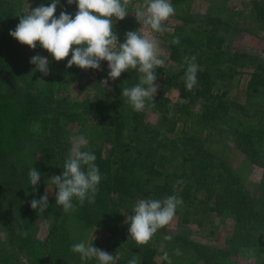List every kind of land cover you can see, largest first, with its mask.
Listing matches in <instances>:
<instances>
[{"label": "trees", "instance_id": "trees-1", "mask_svg": "<svg viewBox=\"0 0 264 264\" xmlns=\"http://www.w3.org/2000/svg\"><path fill=\"white\" fill-rule=\"evenodd\" d=\"M30 1L33 9L51 3V0ZM193 2L170 0L175 15L169 18L172 24L163 32L161 40L168 45L171 69L164 66L155 69L157 78L176 88L181 100L177 102L159 95L154 106L147 102L144 111H135L129 103H123L127 99L122 90L140 83L143 74L129 69L114 80L112 91H100L95 95L91 115L80 119L73 132L76 137L83 135L86 138L87 146L82 150L96 156L94 163L99 168L101 181L93 203L86 199L80 204L74 198L75 211L68 213L111 233L109 245L113 251L109 254L114 256L112 264H128L134 257L138 264H167L158 261L159 250L153 237L147 245H138L130 238V224L125 223V214L132 215L134 205L142 199L163 200L175 195L183 201L181 218L198 227L208 225L214 215L227 212L249 236L253 227L264 231V203L260 204L250 195L238 174L205 147L206 133L231 130L237 135L241 152L254 164L261 163L264 64L246 52L226 50L223 46L225 21L212 16H193L189 12ZM133 3L134 0L128 11ZM9 10L14 11L13 6ZM62 10L74 18L78 8L76 4L68 5L67 0H60L54 15L59 17ZM5 20L9 28L0 25V42L4 44L0 48V223L7 232V243L13 244L27 229L26 217L29 218V204L34 197L28 173L33 167L38 169V162L31 161L21 150L20 140L15 139L17 129L7 115L14 121L15 116L22 120L21 130L32 120L50 123L53 155H56L53 176L61 175L70 154L66 147L69 141L62 133L68 132L66 127L77 119L79 106L62 92L76 79L81 68L76 65L66 67L71 51L64 60L56 61L37 42L34 52L45 54L52 62L51 88L53 94H60L58 106L52 107V94L45 102L30 91L20 97L14 71L17 66L25 67L23 63L33 51L11 35L9 37L7 30L13 29V12L0 11V23ZM121 23L122 20H118L113 26L119 36H123ZM174 37H179L178 45L170 43ZM123 42L124 38L121 39ZM186 56H195L199 66L197 84L191 91L186 89L183 79L188 67L184 61ZM242 68L249 71L246 103L229 99L220 89L214 92L218 80L231 78ZM47 102L48 111L45 112L50 117L42 114ZM153 115L157 120L152 119ZM179 121L185 126L180 130L177 129ZM51 186L53 192L49 201L55 195V188ZM37 189L36 195L40 198L45 190L41 185ZM194 247L202 256L208 249L200 244ZM203 259L206 258L203 256ZM86 264H99V261L91 258Z\"/></svg>", "mask_w": 264, "mask_h": 264}, {"label": "rangeland", "instance_id": "rangeland-1", "mask_svg": "<svg viewBox=\"0 0 264 264\" xmlns=\"http://www.w3.org/2000/svg\"><path fill=\"white\" fill-rule=\"evenodd\" d=\"M143 4L144 0H134L131 10L121 23L124 27L123 36L113 31L119 43L122 38L125 41V34L129 31H137L139 35L150 39L155 38L159 42L158 58L164 61V67L171 69L172 62L169 59L168 45L161 40L163 33L154 32L150 26H144L135 17L136 10ZM12 6L14 11L9 10ZM32 10L33 2L30 0H0V11L13 12L14 16L13 29L7 30V33L16 29L20 22V15L28 14ZM189 12L193 16L221 18L226 23L224 48L230 51L246 52L256 56V60L264 64V0H194ZM1 24L9 28L7 20ZM171 24V19L163 22L166 29ZM1 45L4 44L0 42V48ZM31 50L33 53L23 63L25 67L17 66L14 71V80L18 85L20 97L30 91L45 102L52 94L50 103H54L52 107L58 106L60 94H53L51 88L53 84L52 62L45 54ZM35 55L48 59L50 69L48 76H44L35 69V65L30 63V59ZM108 72L109 70L80 69L76 79L67 84V88L62 92L70 100L79 103L76 109L77 119L66 127L65 130L68 132L62 133L69 141V145L66 146L69 152L73 138L76 137L73 132L77 129L80 119H87L91 115L95 95L100 91L107 93L112 91L114 80L108 77ZM248 76V69L242 68L231 78L218 80L213 87L214 92L220 89L229 99L246 103L245 86ZM155 83L159 85V88L154 100L159 95L168 96L177 102L181 100L177 89L173 86L162 83L158 78ZM123 103L128 102L123 100ZM48 105L49 102L45 103L42 108L44 110L42 114L45 117H50L45 112L48 111L46 110ZM9 117L10 115H7L13 127L17 129L15 139L20 140L21 150L31 161L38 162L36 168L38 167L37 170L41 173V179L36 188L40 185L42 190H46L48 186L51 188L49 179L55 174L53 158L56 155H53L50 123L32 120L21 130L22 120L20 121L18 116L14 117L15 121ZM152 119L157 120V116L153 115ZM184 127L182 121H179L177 129ZM237 142V135L231 130L223 129L219 132L205 134L206 149L218 156L227 167L238 174L250 195L260 204L264 203V143L259 150L261 163L257 165L241 152ZM171 160L174 161L175 157H171ZM37 190L34 191L32 199H39L36 195ZM50 198L52 200L49 201V207L43 213L39 209H32L29 204V218L26 217L27 229L13 244L7 243V232L0 223V264H86L90 259L82 261L79 253L71 251L72 246L81 241L107 253L113 251L109 245L111 233L93 223L65 213L62 206L56 204L55 195L53 194ZM182 211L183 208L179 205L170 224L158 229L153 236L159 250V262L163 253L167 252L172 264H264V244H262L264 231L261 229L253 227L250 232L251 236H249L246 229L239 228L236 219L227 212L214 215L212 222L198 227L190 220H183ZM127 215L130 214L126 213L125 218ZM168 235L172 236L171 240L164 239ZM195 244L208 248L203 253L206 259H203V256L196 251ZM176 249L181 251V255L175 254Z\"/></svg>", "mask_w": 264, "mask_h": 264}, {"label": "clouds", "instance_id": "clouds-1", "mask_svg": "<svg viewBox=\"0 0 264 264\" xmlns=\"http://www.w3.org/2000/svg\"><path fill=\"white\" fill-rule=\"evenodd\" d=\"M59 3L60 0H51L49 6L41 4L28 14L20 15L19 24L9 34L33 50L37 48L39 42V45L56 61L64 60L71 51L67 68L76 65L81 69L101 70V61H107L108 77L112 80L118 79L129 69H136L143 74L140 83L131 88H123L122 95L137 112L144 111L147 102L154 106V97L159 88L155 83L157 80L155 69L162 67L164 63L158 58L159 42L155 38L141 36L137 31H129L125 34V41L119 43L113 31L114 21L123 20L128 15L132 0H67L68 5H77L78 11L74 18L63 10L59 17H56L54 14ZM174 15L175 8L170 0H144V4L135 13L139 23L150 26L151 30L158 33L167 31L163 22ZM170 43L178 45L179 37H174ZM74 45L76 47H73ZM195 60V56L184 57L188 67L183 79L188 91L197 84L199 66ZM30 63L44 76L50 74L49 61L46 57L35 55L30 59ZM86 146L87 140L83 135L74 137L62 174L49 179L55 188L56 204L61 205L65 213L75 211L74 198L80 204L86 199L93 203L98 191L100 171L94 163L96 156L82 150ZM28 177L33 191H36L41 173L33 167ZM52 191L53 187L48 186L43 196L30 201L31 208L39 209L41 213L45 212L49 207L48 197ZM182 203V199L175 195L163 200L137 201L132 209V215H127L125 220V223L130 224L128 229L130 238L138 245H147L158 229L170 224L177 207ZM164 239L171 240L172 236H165ZM71 251L79 253L82 261L91 258H96L99 264H112L114 261L113 255L83 241L74 244ZM175 254L181 255V251L176 249ZM160 259L172 264L167 252H164ZM128 264L138 262L134 257Z\"/></svg>", "mask_w": 264, "mask_h": 264}, {"label": "built area", "instance_id": "built-area-1", "mask_svg": "<svg viewBox=\"0 0 264 264\" xmlns=\"http://www.w3.org/2000/svg\"><path fill=\"white\" fill-rule=\"evenodd\" d=\"M102 70H109L107 66V61H101V70L98 71H102Z\"/></svg>", "mask_w": 264, "mask_h": 264}]
</instances>
